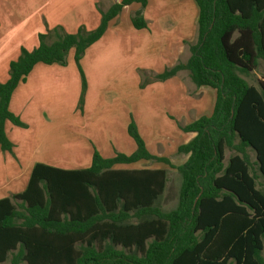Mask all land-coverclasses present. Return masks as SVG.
Listing matches in <instances>:
<instances>
[{"label": "trees", "instance_id": "16d2710c", "mask_svg": "<svg viewBox=\"0 0 264 264\" xmlns=\"http://www.w3.org/2000/svg\"><path fill=\"white\" fill-rule=\"evenodd\" d=\"M198 7L190 55L145 79L163 81L186 70L196 87L215 90L210 115L178 126L195 135L175 152V166L151 154L133 119L127 133L136 149L104 158L94 150L89 167L62 169L36 163L25 188L0 198V263L7 264H264V78L257 87L240 74L264 60V0H194ZM135 29L147 27V0H120L91 30L56 26L20 48L0 82V148L12 143L5 122L25 127L9 109L12 92L38 63L67 64L70 49L81 76L78 108L87 87L80 59L125 5ZM51 41H47L49 36ZM226 150L232 154L226 160ZM253 153L254 159L251 157ZM141 160L164 163L181 175L175 208L155 204L165 189V168H115ZM261 178L260 187L257 180Z\"/></svg>", "mask_w": 264, "mask_h": 264}, {"label": "crops", "instance_id": "0c3cea01", "mask_svg": "<svg viewBox=\"0 0 264 264\" xmlns=\"http://www.w3.org/2000/svg\"><path fill=\"white\" fill-rule=\"evenodd\" d=\"M32 1L0 0V50L12 37L15 39L8 49L14 58L5 55L0 60V82L8 78L9 62L18 57L20 48L26 42L27 33L21 30L26 27V11ZM58 1L65 3L66 9L73 12L74 16L63 25L68 32H74L80 24L86 29L95 28L100 22L99 10L105 11L120 0ZM183 1L195 9L191 23L170 18L152 21L150 14L158 10L159 0H147L143 11L146 28L135 29L131 24L130 13L140 8L137 2L125 5L109 21L103 35L86 49L80 59L87 82L81 110L78 108L81 76L74 63L73 49L69 50L65 66L38 62L32 67L10 98V111L26 126L5 122V132L12 148L10 151L0 148V198L22 191L36 163L62 169H81L90 166L95 149L104 158L112 157L116 152L132 153L136 143L127 133L131 117L138 124L144 116L143 123L147 124L144 130L151 129L149 124L157 123L160 127L163 123V128L156 129L150 137L145 135L148 151L157 156L169 157L180 144L195 135L194 132L181 130L178 122L185 125L201 115H210L216 95L214 89L192 84L198 96L189 101L186 82L181 79L186 70H180L163 81H152L139 89V69L157 74L188 59L190 53L186 42L192 43L196 38L198 7L194 0ZM59 3L54 0L55 11L64 7ZM10 4H14L13 11ZM16 11L21 16L13 13ZM18 33L21 37L16 39ZM140 93L143 96L141 103ZM188 112L194 118L191 119ZM165 122L171 126L174 139L164 129ZM64 124L67 131L60 136L65 138L66 154H71V158L57 156L58 148L62 149V146L58 141L59 133L52 132ZM151 162L157 164L148 168L165 165ZM132 164H116L114 167L136 168Z\"/></svg>", "mask_w": 264, "mask_h": 264}, {"label": "rangeland", "instance_id": "374dc122", "mask_svg": "<svg viewBox=\"0 0 264 264\" xmlns=\"http://www.w3.org/2000/svg\"><path fill=\"white\" fill-rule=\"evenodd\" d=\"M153 1L157 2V0H153ZM57 3H59L58 0H57ZM59 4L64 5L65 3H63L61 1V3H59ZM161 4H162V7H161ZM13 5L14 4H10V8L12 9V11H13ZM195 8H196V6H195ZM150 9H152V7ZM157 9L161 10L163 12V14H161L158 10L157 11L153 10L152 13L150 14V19L154 22L157 21L158 18H161L164 20H167L168 18H170V20H174V21L177 20L178 22L182 21L185 23H187V22L191 23V20H192L193 16L195 15L194 7H192L190 3L185 2L183 0H159V5H158ZM148 11H149V9H148ZM13 13L16 16H21L20 13L17 11L13 12ZM82 13H84V12H82ZM44 14H46V17L44 16ZM48 14L50 16H52L53 20L54 19H59V20L53 21L48 16ZM73 16H74L73 12L68 11L66 9V5H64V7L61 8L60 10L55 11L54 0H33L31 2V4L29 5L27 11H26V17H25L26 27H23V29L21 30L22 32L27 33L26 42L23 44L22 47H25L26 49L31 50L34 47V45L36 43H38V34L39 33H45L46 34L49 32V30L53 29L56 26H60L63 28L64 31L68 32L65 28V25H63V23H68V19L72 18ZM81 26L86 29V27L84 25H81V24L79 26H77L76 29H78ZM86 30H91V29H86ZM76 31L69 32V33H75ZM19 37H21V36H19V33H18L16 36V39H18ZM14 40L15 39L12 37L11 40L9 41V43H6V46H4L0 50V60H2L5 55L10 57L11 59L14 58V56H11V54L8 53V49L14 43ZM51 40H52V36L50 35L47 38V41H51ZM194 42H195V40H194ZM70 52L71 51H69L68 53L70 54ZM140 70H143V69H139V74H140L139 89L141 90L142 88L145 87V85H144V83H142L143 82L142 81L143 75L140 73ZM182 75H183L181 77L182 81L186 82V91H187L188 100L191 101L193 98H196L198 96L195 94L196 89L192 85L193 82L189 79L187 71H184ZM240 75L249 84H252L255 87H257V81L260 78H264V60L258 59L257 67L253 71H251L247 74H240ZM144 77L147 80L153 79V74L151 72H148L147 74H145ZM85 94H86V91H85ZM142 98H143V96L140 93V103L142 101ZM94 107H95V104L92 106V108H94ZM188 108H190V107H188ZM188 114H189V112H188ZM189 116L191 119L194 118V116H191L190 114H189ZM143 118H144V116L141 117V119L138 121V124H137L135 122V120L131 117V119H133V121L135 122V125L138 129L139 134L141 135V137L145 141V138H146L145 135H147V137H150L152 133H155L156 129L163 128V123H160V127L158 126L157 123L149 124L151 129L144 130L146 128L147 124L143 123V121H144ZM186 118L187 117H185L184 120H186ZM131 119H130V121H131ZM184 120H182V121H184ZM130 121H129V123H130ZM164 129H166V131H168L170 133L169 134L170 137L172 139H174V135L171 132V126L166 122H165ZM66 131H67V129H66L65 124L52 130V132H58L59 133V140L58 141H59L60 145L62 146V149L58 148L59 153L57 154V156L59 158H71L72 157L71 154H69V153L66 154L67 150H65V138H61V136H60V134L66 133ZM92 143H93V140H92ZM146 147H147V144H146ZM159 150L161 151L162 148L160 147ZM231 154H232L231 152L226 150V160H227L228 156H230ZM55 155L56 154H54V156ZM251 157H252V159H254L252 152H251ZM169 158L171 159L172 163L175 166H178L181 163H183L187 157L186 156H178L174 153V154H170ZM153 164L156 165L157 163H153L151 161L143 160V161H138V162L132 164V167H136V168L146 167V168H148V167H152ZM87 165H89V164H87ZM162 168H166V170H167V182H166L164 191L156 199L155 204L157 206H159L163 211H169V210L175 208L177 205L179 189L181 186V175L175 168H171L167 165L166 166L163 165ZM10 172L13 173V171H10ZM261 183H262V179L259 178L257 180V186L260 187ZM7 263H8V261H5V262L0 263V264H7Z\"/></svg>", "mask_w": 264, "mask_h": 264}]
</instances>
